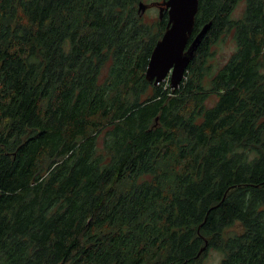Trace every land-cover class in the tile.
<instances>
[{
    "label": "trees",
    "instance_id": "16d2710c",
    "mask_svg": "<svg viewBox=\"0 0 264 264\" xmlns=\"http://www.w3.org/2000/svg\"><path fill=\"white\" fill-rule=\"evenodd\" d=\"M141 1L0 0V264H264V0H198L176 89Z\"/></svg>",
    "mask_w": 264,
    "mask_h": 264
},
{
    "label": "water",
    "instance_id": "95a60500",
    "mask_svg": "<svg viewBox=\"0 0 264 264\" xmlns=\"http://www.w3.org/2000/svg\"><path fill=\"white\" fill-rule=\"evenodd\" d=\"M156 5L159 9V19L162 18L163 12H166L167 23L165 31L151 52L145 79L155 86L169 80L170 87L176 89L211 23L204 25L191 45L186 48L193 31L198 0H162ZM146 7L141 2L138 5L140 12H144Z\"/></svg>",
    "mask_w": 264,
    "mask_h": 264
},
{
    "label": "rangeland",
    "instance_id": "374dc122",
    "mask_svg": "<svg viewBox=\"0 0 264 264\" xmlns=\"http://www.w3.org/2000/svg\"><path fill=\"white\" fill-rule=\"evenodd\" d=\"M161 0H142L141 3L146 5V9L144 12H140V16L145 23L150 25L155 24L157 19H159V9L156 5L157 2ZM155 3V4H154ZM244 8V2H239L236 7L232 11V18L238 19L242 14V9ZM235 50V42L233 40V35L227 34L222 37L218 44L213 46L210 50L212 53L210 60L207 61V65L211 66V70L219 69L223 66L229 57H231L233 51ZM263 64V71H264V57L261 59ZM184 78V77H183ZM168 81V80H167ZM170 86V85H168ZM171 88V87H170ZM172 89V88H171ZM215 98H210L208 104H213ZM234 229H231L229 233H232ZM220 255L213 250L208 251L204 263L205 264H217L219 261Z\"/></svg>",
    "mask_w": 264,
    "mask_h": 264
},
{
    "label": "flooded vegetation",
    "instance_id": "af4514ba",
    "mask_svg": "<svg viewBox=\"0 0 264 264\" xmlns=\"http://www.w3.org/2000/svg\"><path fill=\"white\" fill-rule=\"evenodd\" d=\"M154 4H155V3H154ZM157 8H158V7H157ZM198 33H199V32H197L196 34H195V33L193 34V31H192V33H190V36H189V38H188V42H187L188 45H186V48H187L189 45H191L193 39L196 37V35H197Z\"/></svg>",
    "mask_w": 264,
    "mask_h": 264
}]
</instances>
